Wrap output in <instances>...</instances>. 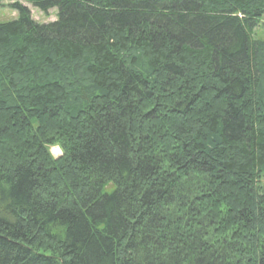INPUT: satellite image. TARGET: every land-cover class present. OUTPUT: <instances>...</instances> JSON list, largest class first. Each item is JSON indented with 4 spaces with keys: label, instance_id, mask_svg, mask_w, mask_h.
<instances>
[{
    "label": "trees",
    "instance_id": "obj_1",
    "mask_svg": "<svg viewBox=\"0 0 264 264\" xmlns=\"http://www.w3.org/2000/svg\"><path fill=\"white\" fill-rule=\"evenodd\" d=\"M22 1L0 264H264V0Z\"/></svg>",
    "mask_w": 264,
    "mask_h": 264
},
{
    "label": "rangeland",
    "instance_id": "obj_2",
    "mask_svg": "<svg viewBox=\"0 0 264 264\" xmlns=\"http://www.w3.org/2000/svg\"><path fill=\"white\" fill-rule=\"evenodd\" d=\"M18 3L25 7L30 12L31 19L38 24H47L56 20V10L51 9L47 13H42L31 4H28L22 0H0V23H5L11 20H15L16 12L11 9V5ZM252 38L254 40H264V16L260 19V22L255 29ZM50 155L53 158H58L61 151L57 146H52L49 150Z\"/></svg>",
    "mask_w": 264,
    "mask_h": 264
}]
</instances>
